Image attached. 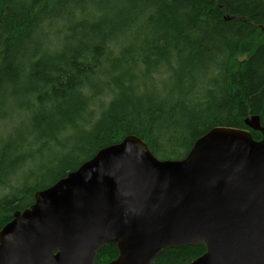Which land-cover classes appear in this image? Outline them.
<instances>
[{
	"label": "trees",
	"instance_id": "obj_1",
	"mask_svg": "<svg viewBox=\"0 0 264 264\" xmlns=\"http://www.w3.org/2000/svg\"><path fill=\"white\" fill-rule=\"evenodd\" d=\"M88 1L99 15L87 14V0H0V108L10 86L26 94L33 130L32 141L23 139L32 153L17 148L14 157H0V229L33 203L35 191L128 134L165 160L183 158L214 126L247 128L248 113L264 126V34L258 27L264 26V0ZM140 13L153 25L152 39L135 50L120 47L127 21ZM58 18L66 21L62 48L39 55L41 25ZM130 52L136 56L131 64L146 73L157 65L171 68L170 55L177 57L178 90H132L133 77L123 68ZM53 148L59 151L50 164L36 168L35 156ZM22 169L31 182L12 180ZM46 177L51 181L42 184ZM204 251L203 244L168 247L151 264H187ZM117 253L115 244L105 243L95 262Z\"/></svg>",
	"mask_w": 264,
	"mask_h": 264
},
{
	"label": "water",
	"instance_id": "obj_2",
	"mask_svg": "<svg viewBox=\"0 0 264 264\" xmlns=\"http://www.w3.org/2000/svg\"><path fill=\"white\" fill-rule=\"evenodd\" d=\"M244 124L212 127L181 159L156 158L134 134L100 148L13 212L0 264H151L197 244L187 264H264V126L250 113ZM105 243L117 256L96 263Z\"/></svg>",
	"mask_w": 264,
	"mask_h": 264
},
{
	"label": "rangeland",
	"instance_id": "obj_3",
	"mask_svg": "<svg viewBox=\"0 0 264 264\" xmlns=\"http://www.w3.org/2000/svg\"><path fill=\"white\" fill-rule=\"evenodd\" d=\"M92 3L93 2L88 0L85 3V6L87 5V9L89 10L87 11V14H89L90 17L99 15V11L93 5L94 3ZM79 13L80 12L76 10V12L72 14V19L77 18ZM54 20L55 21L52 22L53 24L51 26L48 27L49 23H44L40 27V33L37 35L40 45L39 55L56 52L62 48L61 37L64 36L60 33V31L65 30L66 21L59 18ZM152 27L153 25L147 22L143 13L138 14V16H136L133 20L127 21L125 26L126 32L120 34L119 37V40H121L120 47L124 44L131 50H135L139 46L143 47L144 42L147 39H152L153 37ZM121 28L122 27L120 26V29ZM125 58L127 63L123 68L125 70L129 69L131 74V76H129L130 78L133 77L131 83L132 90L148 94L151 92L164 93L166 90L177 89L179 82L175 72L180 70L181 67H179V59L173 54L170 55V60H172L174 64L171 68L159 67V65H157L156 69L150 73H146L144 71L145 69L139 70L136 65L131 64L136 58L132 52L125 55ZM197 80L198 79L196 78L195 81ZM97 86H99V84ZM7 90V94L9 96H6V103L2 108H0V111L4 113V117L0 118V157L2 156V153L5 152L7 157L12 158L18 151L16 150L17 148H20L23 153L33 152V147L25 146L23 142V139H25L24 141L26 142L33 140V130L31 129L32 114L30 110L23 107V105L27 102L28 96H26V94L23 95L19 92H13L14 89L11 86ZM19 144H21V147H19ZM57 151L59 150H55L54 148L51 150H41L37 154L38 156H35V167L40 169H43V166L45 165L47 167ZM29 176H31V174L22 169L18 170L16 175H13L11 178L16 182H20L22 179L31 182L32 177ZM50 181L51 178L46 177L40 182L42 184H48ZM4 191H8L7 188Z\"/></svg>",
	"mask_w": 264,
	"mask_h": 264
},
{
	"label": "flooded vegetation",
	"instance_id": "obj_4",
	"mask_svg": "<svg viewBox=\"0 0 264 264\" xmlns=\"http://www.w3.org/2000/svg\"><path fill=\"white\" fill-rule=\"evenodd\" d=\"M112 260V259H111ZM110 261V260H109ZM97 263V262H96ZM100 263H105V262H100Z\"/></svg>",
	"mask_w": 264,
	"mask_h": 264
}]
</instances>
